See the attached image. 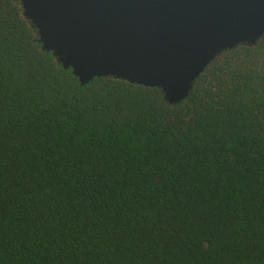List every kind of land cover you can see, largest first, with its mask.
<instances>
[{
  "label": "trees",
  "instance_id": "trees-1",
  "mask_svg": "<svg viewBox=\"0 0 264 264\" xmlns=\"http://www.w3.org/2000/svg\"><path fill=\"white\" fill-rule=\"evenodd\" d=\"M0 264H264V36L169 105L81 85L0 0Z\"/></svg>",
  "mask_w": 264,
  "mask_h": 264
},
{
  "label": "water",
  "instance_id": "water-1",
  "mask_svg": "<svg viewBox=\"0 0 264 264\" xmlns=\"http://www.w3.org/2000/svg\"><path fill=\"white\" fill-rule=\"evenodd\" d=\"M81 85L111 77L183 101L221 53L264 36V0H19Z\"/></svg>",
  "mask_w": 264,
  "mask_h": 264
}]
</instances>
